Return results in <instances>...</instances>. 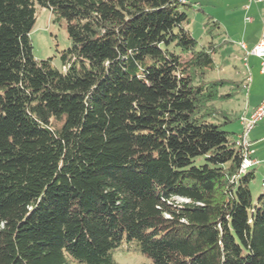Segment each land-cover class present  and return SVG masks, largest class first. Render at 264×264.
Wrapping results in <instances>:
<instances>
[{
  "label": "trees",
  "instance_id": "1",
  "mask_svg": "<svg viewBox=\"0 0 264 264\" xmlns=\"http://www.w3.org/2000/svg\"><path fill=\"white\" fill-rule=\"evenodd\" d=\"M37 7L66 22L60 70L33 57ZM188 9L0 0V264H113L123 240L150 264H264V188L217 106L241 81L209 78L220 28L197 49Z\"/></svg>",
  "mask_w": 264,
  "mask_h": 264
},
{
  "label": "rangeland",
  "instance_id": "2",
  "mask_svg": "<svg viewBox=\"0 0 264 264\" xmlns=\"http://www.w3.org/2000/svg\"><path fill=\"white\" fill-rule=\"evenodd\" d=\"M204 3L202 4L204 14L198 11L197 7L187 10L188 23L185 27L197 41V49L206 46L210 41L206 34L205 23L209 18L210 6L216 4L215 0ZM53 19V15L47 8L37 7L36 19L29 33V39L34 59L37 61L50 59L51 64L60 70V53L70 47V42L66 31V22L62 20L57 23ZM216 34L213 42L223 45L214 56L215 70L209 75V78L241 81L239 86L241 89L230 100L217 103V106L236 116L237 119L221 126L223 131L233 134L231 137H236V134L242 130L240 116L244 115L254 104L264 88V74L260 73L259 59L250 58L247 62L244 59L238 46L242 36L240 32L231 34L230 38L220 30ZM262 148L258 153L263 155L264 145ZM253 169L255 177L250 183V191L252 200L255 201L264 188V170L257 167ZM112 258L113 264H150L145 256L135 250L134 241L123 240L120 247L112 252ZM70 264L79 263L71 262Z\"/></svg>",
  "mask_w": 264,
  "mask_h": 264
},
{
  "label": "crops",
  "instance_id": "3",
  "mask_svg": "<svg viewBox=\"0 0 264 264\" xmlns=\"http://www.w3.org/2000/svg\"><path fill=\"white\" fill-rule=\"evenodd\" d=\"M189 8L197 7L198 11L204 14V2L208 3L211 0H184ZM215 5L210 6L206 20L215 21L220 28V32L227 35L241 33V41L239 43V50L243 53L246 62L254 56L246 55L245 51L251 50L259 41L263 27H264V0H215ZM245 18H250L249 22ZM225 43L227 41H224ZM244 43L245 50L240 47ZM260 63L261 60L259 59ZM261 73V72H260ZM263 74V73H262ZM248 81V79H247ZM264 100V88L258 95L254 104L247 110V115ZM244 113V114H246ZM239 133V132H238ZM248 152L256 164L253 166L260 170H264V154H259V149H263L264 145V119L259 121L257 125L250 131L248 135Z\"/></svg>",
  "mask_w": 264,
  "mask_h": 264
},
{
  "label": "built area",
  "instance_id": "4",
  "mask_svg": "<svg viewBox=\"0 0 264 264\" xmlns=\"http://www.w3.org/2000/svg\"><path fill=\"white\" fill-rule=\"evenodd\" d=\"M246 22L250 21V18H245ZM240 47L245 50L244 43L240 44ZM246 55L254 56L261 60L260 72L264 74V27L262 35L257 44L249 51H245ZM264 119V100L257 105L250 114L241 115L240 121L242 124V130L236 136V145L243 148L244 158L242 162V170H247L253 167V160L248 152V135L250 131L257 125V123Z\"/></svg>",
  "mask_w": 264,
  "mask_h": 264
},
{
  "label": "bare ground",
  "instance_id": "5",
  "mask_svg": "<svg viewBox=\"0 0 264 264\" xmlns=\"http://www.w3.org/2000/svg\"><path fill=\"white\" fill-rule=\"evenodd\" d=\"M256 164V162H253V166Z\"/></svg>",
  "mask_w": 264,
  "mask_h": 264
}]
</instances>
